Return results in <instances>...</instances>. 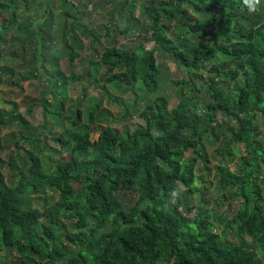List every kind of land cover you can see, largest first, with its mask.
<instances>
[{
    "label": "trees",
    "instance_id": "obj_1",
    "mask_svg": "<svg viewBox=\"0 0 264 264\" xmlns=\"http://www.w3.org/2000/svg\"><path fill=\"white\" fill-rule=\"evenodd\" d=\"M73 1L0 0V84L27 64L36 70L22 77L43 82L50 66V91L42 99L45 117L58 113L62 121L69 89L82 80L73 71L68 77L60 66L66 53L73 67L80 56L76 48L82 49L80 36L90 37L82 19L91 17V6L106 11L110 27L106 33L92 32L94 46L102 36L108 46H101L99 61L91 59L90 77L97 80L106 68L105 82L127 86L126 93L135 86L157 92L156 48L187 75L175 83L181 88L176 108L171 110L165 97L156 98L154 106L143 108L145 124L132 134L116 131L101 100L84 96L87 123L77 103L68 118L71 125L54 138L68 160L46 163L36 154L42 136L29 140L21 133L31 150L20 149L14 135L7 137L23 153L24 170L10 178L0 171V264H264V128L257 123L264 118V0L254 12L243 0ZM11 29L17 31L8 40ZM129 33L138 34L140 43L133 49L117 46V36ZM146 41L156 48L147 50ZM54 89L62 99L56 112L47 101ZM219 115L232 122L215 166L221 189L236 190L234 198L241 202L232 220L197 211L192 200L195 194L201 201L204 196L206 179L196 173L199 164L210 173L202 151L208 138L218 139L216 131H223ZM98 123L99 139L93 141L90 125ZM16 124L26 130L32 126L16 110L0 109V128ZM237 144L247 156L233 172ZM10 166L15 174L13 160ZM182 188L183 200H174ZM48 192L53 199L59 194V200L35 208L34 196ZM126 198L134 199L131 208L125 207ZM213 219L223 234L215 232ZM229 230L236 231L239 244L224 239Z\"/></svg>",
    "mask_w": 264,
    "mask_h": 264
},
{
    "label": "rangeland",
    "instance_id": "obj_2",
    "mask_svg": "<svg viewBox=\"0 0 264 264\" xmlns=\"http://www.w3.org/2000/svg\"><path fill=\"white\" fill-rule=\"evenodd\" d=\"M98 3H103V0H97ZM138 0H132V2H136ZM76 5H83V0H74ZM94 6L88 7L87 11H92L88 15L91 17L87 19H82V25L85 26L90 31V37L80 36L82 39V49L79 52L80 56L75 60L74 66L72 67V63L69 60V56L66 53H63L62 61H61V70L65 75L70 77L71 71L76 73L77 77H82V80H76L69 89V100L66 103V110L64 111L63 120H60V116L58 113L54 115H49L45 117V110L42 105V99L44 94L49 92L50 83L48 79L53 76L54 70L49 66V76L43 82L39 80H35L33 82L27 81L24 79L26 74L35 71L36 68H32L30 64H27L23 69L15 70V77L8 81V77H3L0 84V109L5 112H10L16 110L17 115L22 116L26 121H28L32 126L31 129H23L19 124L14 126H8L7 128H0V171L7 177L10 178L12 175L19 176L21 172H23V153H20L19 150L14 145H10V139H7L8 136H15L16 141L20 142V149L23 150H31V148L24 143L23 140H20L21 133L25 135V137L29 140H36L39 136H42V140L40 143V148L35 150V153L39 156H42V159L45 160L46 163H49V159L54 158L55 160L62 162L64 160H68L69 157L67 154L62 155L61 149L54 142L55 135L61 134L71 123L68 121V118L72 117L74 108L78 106L79 109L83 112V123L86 122V113L88 111V104L84 102L83 97L86 96L88 99L92 100H101L102 108L106 109L109 113L112 114L111 126L120 133L132 134L136 128L142 127L145 123L140 117V114L144 107L147 105H153V102L156 98L165 97L170 102V109L173 110L179 103L178 93L180 91V86L176 85L177 81H180L183 77L187 75V72L184 71L178 64V62L169 54H165L158 48H156L155 42L146 41L145 47L147 50H152L156 48V63L161 71V81L160 87L157 92L149 93L144 89H140L138 87H134V89L127 91V86L122 85L120 88H117L112 82H105L107 69L104 68L101 70L98 75V79H94V77H90L89 72L91 69L90 61H99L100 56L102 54V48H106L108 46L107 39L105 37H101L99 44L100 46L93 45L91 42V38L93 36V30L103 31L106 33V27H110L109 24V16L105 14L106 11L98 12L94 11ZM107 10V9H106ZM87 12V13H88ZM139 9L135 13V15H139ZM115 18L118 19V14L115 15ZM125 21L122 24L118 25V28H123ZM116 30H118L117 26L114 25ZM112 28V27H111ZM14 29V28H13ZM11 29L8 34V40L15 36L17 30ZM97 33V31H95ZM82 32L79 33V35ZM146 39L150 38V34L145 36ZM141 39L134 33H129L128 36H117V46L126 47L129 49H133L136 47L138 43H140ZM10 45H7L5 48L9 50ZM102 46V48H101ZM33 50H29L30 55H28L29 59L33 58ZM63 50L57 52L56 54L62 53ZM30 61V60H29ZM5 64H7L5 62ZM5 64H3L5 66ZM117 73H121L122 71H116ZM19 83L17 86L12 85V83ZM199 87V86H198ZM200 88V87H199ZM204 90L201 88V92ZM51 102L50 108L52 112H56L57 109L60 108V101H62L61 97L58 96L57 90L54 89L47 98V101ZM34 108L33 114H28V111ZM200 112V111H199ZM204 113V112H202ZM201 113V114H202ZM219 123H222L224 128L223 131L220 129L217 132L218 139L216 138H208L205 141V149L202 151L203 154L209 157V163H207V168L210 169V173L207 176V171L204 170V167L199 164L196 176L200 178L202 176L205 177L204 186L202 187L203 199L202 201L198 199L197 194L192 196V200L194 202L195 210L209 212V214H217L218 216H225L229 220H232L236 215L237 211L241 206V202L239 199L234 198V193L236 190H222L219 186L218 180L215 178V166L219 162L220 156L216 154L218 150L221 149L224 144V139L227 138V130L226 128L229 126L230 120L228 118L222 117V115L218 116ZM257 123L260 128H264V118L258 117ZM90 128L94 131L92 136L93 141H97L99 139L98 131L101 128V124H96L95 126H91ZM43 133H45L43 135ZM49 146V148H47ZM9 148V149H7ZM54 148V149H53ZM233 149H235L240 154H237L230 164L231 171L237 172L239 170V166L241 164V159L247 156L245 152V148L242 145H234ZM44 150L45 153L41 154V151ZM55 150V152L53 151ZM187 155H191L188 153ZM18 168V171L14 174L15 171L12 170L10 166V162H12ZM203 168V170H202ZM49 169V168H47ZM185 192V189H181L178 194H176L173 198L174 200H183L182 193ZM199 193V194H200ZM53 194L48 192L46 197L44 195L34 196L35 208L42 210L43 202H47V204L56 203L59 200V194L54 196ZM126 208H131L134 204V199L126 198L123 200ZM195 214L191 215V218H194ZM215 232L218 234H223V226L219 223V221H215L213 219ZM69 231L74 232L73 228L69 226ZM236 231L229 230L226 234V238H224L228 243L239 244L240 240L235 235ZM66 243V242H65ZM264 259V257H263Z\"/></svg>",
    "mask_w": 264,
    "mask_h": 264
},
{
    "label": "clouds",
    "instance_id": "obj_3",
    "mask_svg": "<svg viewBox=\"0 0 264 264\" xmlns=\"http://www.w3.org/2000/svg\"><path fill=\"white\" fill-rule=\"evenodd\" d=\"M245 6L248 7L250 12H254L256 10V6L259 4V0H243Z\"/></svg>",
    "mask_w": 264,
    "mask_h": 264
}]
</instances>
